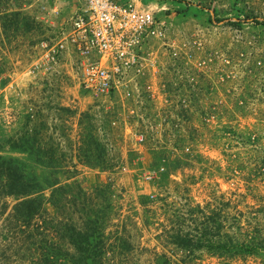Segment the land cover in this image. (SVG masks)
Listing matches in <instances>:
<instances>
[{"label": "rangeland", "instance_id": "1", "mask_svg": "<svg viewBox=\"0 0 264 264\" xmlns=\"http://www.w3.org/2000/svg\"><path fill=\"white\" fill-rule=\"evenodd\" d=\"M185 1L196 8L180 12L169 0H141L158 8L166 31L145 48L154 58L159 98L143 92L139 105L117 96L93 98L67 74L29 75L38 43L67 28L78 0H0V15L10 17L5 26L0 19V138L36 128L41 151L51 146L60 158L61 184L78 181L87 192L109 185L106 243L117 252L104 264H155V252L179 262L184 252L170 255L156 235L161 223L170 225L173 210L188 213L197 204L203 213H222L229 233L264 231V0ZM163 5L169 10H159ZM88 125L105 148L102 163L86 157ZM138 131L143 141L133 136ZM3 154L26 162L40 180L48 173L26 154ZM50 191L43 190L44 206L62 218ZM7 214L0 213V264H38L39 251L21 243L25 234L6 232ZM64 214L79 221L83 212L72 207ZM182 226L187 231L192 224ZM179 264L263 263L196 251Z\"/></svg>", "mask_w": 264, "mask_h": 264}, {"label": "trees", "instance_id": "2", "mask_svg": "<svg viewBox=\"0 0 264 264\" xmlns=\"http://www.w3.org/2000/svg\"><path fill=\"white\" fill-rule=\"evenodd\" d=\"M169 1L180 12L197 6L185 0ZM18 14L10 13L12 17ZM7 18H10L7 13L0 15L3 26L9 21ZM92 129V125L85 127L84 140L89 148L85 152L87 156H83L90 158V162L95 160L102 163L105 160V148ZM40 141L41 136L36 128L0 138V213H8L3 227L6 232H15L14 235L25 234L21 243L28 252L39 251L34 256L38 264H104L110 254L117 252L114 245L106 243V228L110 223L108 214L112 209L109 185L101 183L87 192L78 181L61 184L57 177L61 170L60 158L51 146L41 151ZM8 150L26 154L47 168V175L40 180L26 162L3 154ZM86 162L89 163L88 160ZM45 187L51 189L49 200L55 208L54 213H61L62 218L48 214L50 212L44 206ZM9 199L13 201L11 205L7 201ZM96 199L102 201L97 203ZM72 207L82 209L79 221H73L64 214ZM172 212L171 219H168L170 225L161 223L156 239L170 255L177 251L184 252L185 255L182 253L178 258L180 263H186L196 251H205L228 261L254 257L264 264L262 229L254 227L229 233L223 229L222 213H203V208L198 204L187 210L188 213H180L179 210ZM186 221L192 227L184 231L182 225ZM37 237H41L40 242H37ZM116 237L122 239L121 236ZM154 255L155 264H179L165 252H155ZM159 259H163V262Z\"/></svg>", "mask_w": 264, "mask_h": 264}, {"label": "built area", "instance_id": "3", "mask_svg": "<svg viewBox=\"0 0 264 264\" xmlns=\"http://www.w3.org/2000/svg\"><path fill=\"white\" fill-rule=\"evenodd\" d=\"M163 9L169 7L163 5L159 10ZM157 12L158 8L141 0H82L69 29L38 43L28 73L32 77L70 75L80 90L102 101L117 96L141 105L143 92L157 100L160 92L154 58L145 52L150 40L165 37L166 26L156 17ZM128 111L135 112L133 108ZM133 136L139 142L144 140L142 131ZM161 170L163 167L148 173L146 179H153Z\"/></svg>", "mask_w": 264, "mask_h": 264}, {"label": "crops", "instance_id": "4", "mask_svg": "<svg viewBox=\"0 0 264 264\" xmlns=\"http://www.w3.org/2000/svg\"><path fill=\"white\" fill-rule=\"evenodd\" d=\"M81 6H82V0H78V5H77V7L75 8V10L78 9L79 7H81ZM75 10H74V11H75ZM74 11H73V12H74ZM69 26H70V23H69V25L67 26V28H65V30L69 29ZM57 35H59V33H58Z\"/></svg>", "mask_w": 264, "mask_h": 264}]
</instances>
